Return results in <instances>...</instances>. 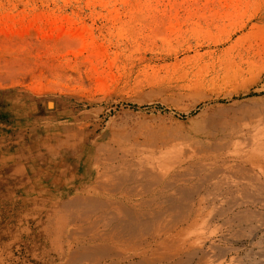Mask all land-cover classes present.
Masks as SVG:
<instances>
[{
  "label": "rangeland",
  "instance_id": "374dc122",
  "mask_svg": "<svg viewBox=\"0 0 264 264\" xmlns=\"http://www.w3.org/2000/svg\"><path fill=\"white\" fill-rule=\"evenodd\" d=\"M263 8L264 0H0V210L18 212L22 218L25 264H50L57 257L55 235L46 222L50 212H45L42 198L47 201L49 195L55 196L54 189L59 186L54 187L44 175L35 181L27 177L30 166L37 170L49 165L32 152L45 143L46 135L52 139L48 143L56 145L55 139L64 131L59 125L75 116L74 121L88 127L91 137L115 138L121 131L126 137H116L120 143L146 154L151 149L175 158L197 152L200 145L213 146L215 140L195 135L192 130V119L199 123L196 117L203 104L186 112L189 102L173 98V90L193 78L195 68L210 58L211 52L231 49L234 55L254 43L253 36H242ZM253 73L245 72L239 86L217 92L221 98L218 104L232 105L224 115L236 112L239 116L235 120L239 126L234 122L231 126L235 128H226L228 132L242 128V139L234 141L239 150L248 145L251 134L264 135V117L260 128L254 122L259 117L249 120V114L262 107L259 98H264V73L259 80ZM236 90L237 96L225 98L229 91ZM215 104L208 105L209 113L214 112ZM207 161L211 162H203ZM262 161H212L213 168L220 167L215 180H230L234 193L217 195V200L242 197L241 185L250 182L237 172V165L264 181L258 172L264 169ZM58 166L64 175H70L67 164ZM14 172L16 176L11 177ZM213 197L203 195L205 204L195 203L200 218H195L193 225L187 224L186 229L184 225V238L203 248L212 242L221 248L209 250L215 255L209 252V258H219L214 259L217 264H249L254 259L235 257L232 247L257 250L252 241L261 239L259 249L264 250V235L259 232L264 226L252 220L248 224H253L256 232L249 235L240 226L212 220L214 207L207 202ZM239 207L253 210L260 206H233ZM58 263L56 259L54 264Z\"/></svg>",
  "mask_w": 264,
  "mask_h": 264
},
{
  "label": "bare ground",
  "instance_id": "6f19581e",
  "mask_svg": "<svg viewBox=\"0 0 264 264\" xmlns=\"http://www.w3.org/2000/svg\"><path fill=\"white\" fill-rule=\"evenodd\" d=\"M254 19L255 22L250 26L249 31L242 36H253L254 43L249 44L245 50H236L234 55L231 49L211 52V57L202 60L195 68L193 78L177 86L172 93L173 98L186 99L189 102L190 106L186 112L194 110L200 103L203 104L201 107L203 110L196 117L199 118V123H194L196 120L192 119V130L195 135L215 140L213 146L200 145L199 148L197 147V152L189 150L190 154H179L175 158L163 153L155 154L151 149L146 154L133 146L131 148L128 145L126 148L120 143L116 137L120 135L123 140L126 137L123 138L121 131L115 138L113 133H111L112 138L110 136L102 138L99 135L91 137L88 127L75 122L74 116L65 119L59 125L64 131L55 139L56 145L48 143L52 139L51 136L46 135L45 143L32 151L46 160L49 165L37 170L33 166H28V180L35 181L38 176L44 175L49 182L54 183V187L59 186L54 189L57 190L55 196L49 195L48 202L41 197L46 205L45 212H50L46 214V222L48 229L55 235L59 250L56 255L58 264H214L218 257L209 258L210 253L212 257L215 256L212 254L213 251H209L216 247L213 242L204 245L206 247L204 250L205 247L194 244V241L191 242L183 236L187 224L193 225L197 220L195 218H200L199 208L197 211L195 203L205 204L206 199L204 201L203 195L214 196V199L207 202L214 207L211 210L214 212L212 220L222 219L224 225L240 226L249 235L252 233L254 235L256 232L253 224H248L252 220L264 226V181L249 174L251 170L237 165V172L242 173L244 177L247 176V179L243 178L250 183L241 185L239 190L241 198L229 201L223 197L226 201H222L223 199L220 201L217 200L219 198L217 195L225 196L233 193L230 191L231 183L224 177L223 180L219 178L215 180L220 167L218 169L212 167L215 165L212 161L219 162V160L222 161L221 163L233 161L237 164L264 160V135L251 134L244 149L239 150L235 147L237 146V143L234 145L235 139L243 137L240 132L241 127H238L239 130L231 129L229 132V127L228 130L226 128L227 125L235 128L231 124L235 125L237 122L235 120L239 116H236V112L224 115V112L231 110L232 105L218 104L220 97L217 95L221 89L242 84L240 80L245 72H254L255 80L261 79L264 73V8ZM240 39L238 38L235 44ZM238 94L237 90L229 91L225 98L230 99ZM258 101L262 105L260 111L249 114L250 117L260 118L254 121L256 127H259L264 117V98H259ZM213 102L216 103L214 112L209 113L208 105ZM244 117L245 115H241L242 119ZM262 125L264 126V123ZM135 146L139 148L138 145ZM204 160L211 162L205 163ZM58 164H67L70 175H64L65 171ZM261 169L260 171L258 169V172L264 178V169ZM15 176L16 173L11 175V177ZM218 201L220 207L216 206ZM223 203L226 205L223 206ZM245 203L260 207L253 210L247 207L233 208L235 205ZM215 207L218 208L215 210ZM207 218L209 220V217ZM0 222L2 224L0 225V264H25V230L20 214L1 209ZM259 232L264 235V229H259ZM261 243V239L252 241V246L258 248L257 250L252 248L242 250L240 247H232V250L235 257L253 258L254 260L248 261L249 264H264V250L259 249ZM216 248L221 251V248ZM56 259L51 260L50 264H54ZM241 264L245 263L241 262Z\"/></svg>",
  "mask_w": 264,
  "mask_h": 264
}]
</instances>
